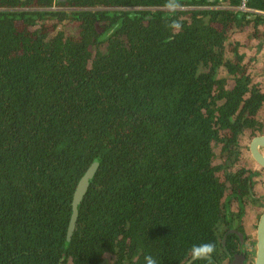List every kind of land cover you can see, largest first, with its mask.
<instances>
[{
  "label": "trees",
  "instance_id": "trees-1",
  "mask_svg": "<svg viewBox=\"0 0 264 264\" xmlns=\"http://www.w3.org/2000/svg\"><path fill=\"white\" fill-rule=\"evenodd\" d=\"M240 1L0 0V264H230L264 203V0Z\"/></svg>",
  "mask_w": 264,
  "mask_h": 264
},
{
  "label": "water",
  "instance_id": "water-1",
  "mask_svg": "<svg viewBox=\"0 0 264 264\" xmlns=\"http://www.w3.org/2000/svg\"><path fill=\"white\" fill-rule=\"evenodd\" d=\"M259 148L264 149V135L261 134H257L251 137L250 143L248 145V149L254 161L264 168V155L259 151ZM97 166H98V161L95 159L85 170L83 175L79 178L75 186L71 201L72 211L68 222V232H67L68 236H70L74 230V226L78 214V205L89 186V180L92 178ZM260 195L258 196L255 195V197L261 198V200H263L264 202V196H260ZM235 232H237V230H235ZM255 238H256V243L254 248L255 249L254 264H264V206L258 217V222L255 229ZM235 257L237 258V260H239L238 263L241 262L243 259L242 254H236Z\"/></svg>",
  "mask_w": 264,
  "mask_h": 264
},
{
  "label": "flooded vegetation",
  "instance_id": "flooded-vegetation-1",
  "mask_svg": "<svg viewBox=\"0 0 264 264\" xmlns=\"http://www.w3.org/2000/svg\"><path fill=\"white\" fill-rule=\"evenodd\" d=\"M261 135H264V133H262ZM247 138H248V136L245 137V142L247 144V146H246L247 147V153H248V156L251 158V160L257 165V166H251V168H253L254 171L256 172V170H259L258 167H260V165L254 161V159L252 158V156L249 152L248 145L250 143L251 137H249V139H247ZM259 151L264 155V149L259 148ZM252 174L254 175V172ZM253 187L254 186L252 183V188ZM263 206H264V203L259 204L257 202V206L254 208L253 212H254V214L257 213V215H256V224H255L253 229L252 228H248V230L247 229L245 230V228L242 229V225H243V223H242L240 229L237 230L236 234L239 237V240H240L239 244L241 245V249L237 250L236 252H233V254H232L233 258L230 260V264L238 263L239 260H237V258L235 257L236 254H242L243 255L242 261L239 262L238 264H254V259H255L254 258L255 257L254 256V254H255L254 248H255V243H256L255 229H256L257 222H258V217H259V215L263 209ZM246 213L247 212L245 211V214ZM245 214H244V216H245Z\"/></svg>",
  "mask_w": 264,
  "mask_h": 264
},
{
  "label": "rangeland",
  "instance_id": "rangeland-1",
  "mask_svg": "<svg viewBox=\"0 0 264 264\" xmlns=\"http://www.w3.org/2000/svg\"><path fill=\"white\" fill-rule=\"evenodd\" d=\"M248 153H245L242 157L241 161L243 164L245 163L247 166H257L251 159H249ZM259 170H256V174L251 177L253 182V192L256 196L260 195L264 192V168L258 167ZM257 206V202H251L244 206V210L247 212L243 218L242 229L245 230L248 228H254L256 224V214H254V208Z\"/></svg>",
  "mask_w": 264,
  "mask_h": 264
},
{
  "label": "built area",
  "instance_id": "built-area-1",
  "mask_svg": "<svg viewBox=\"0 0 264 264\" xmlns=\"http://www.w3.org/2000/svg\"><path fill=\"white\" fill-rule=\"evenodd\" d=\"M235 9H238V10H242V11H251L252 9L251 8H248L246 5H245V1L244 0H241L240 1V4L235 8ZM258 13L260 14H264V11H258L256 10Z\"/></svg>",
  "mask_w": 264,
  "mask_h": 264
},
{
  "label": "clouds",
  "instance_id": "clouds-1",
  "mask_svg": "<svg viewBox=\"0 0 264 264\" xmlns=\"http://www.w3.org/2000/svg\"><path fill=\"white\" fill-rule=\"evenodd\" d=\"M261 167V166H260ZM262 168V167H261ZM147 264H155V262L151 259V258H148L147 259Z\"/></svg>",
  "mask_w": 264,
  "mask_h": 264
},
{
  "label": "crops",
  "instance_id": "crops-1",
  "mask_svg": "<svg viewBox=\"0 0 264 264\" xmlns=\"http://www.w3.org/2000/svg\"><path fill=\"white\" fill-rule=\"evenodd\" d=\"M263 56H264V52H263ZM261 78H264V71L260 74Z\"/></svg>",
  "mask_w": 264,
  "mask_h": 264
}]
</instances>
